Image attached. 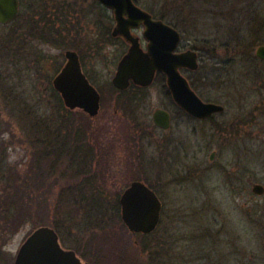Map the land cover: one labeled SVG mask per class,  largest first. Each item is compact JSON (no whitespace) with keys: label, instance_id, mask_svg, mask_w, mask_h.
Masks as SVG:
<instances>
[{"label":"rangeland","instance_id":"1","mask_svg":"<svg viewBox=\"0 0 264 264\" xmlns=\"http://www.w3.org/2000/svg\"><path fill=\"white\" fill-rule=\"evenodd\" d=\"M135 1L181 32V48L199 51V70L183 73L204 99L226 104V112L211 122L192 121L178 114L166 88L156 82L142 98L138 121L128 125L114 111L119 93L113 92L112 79L126 47L108 39L113 11L98 0H21L20 16L0 23L6 43L0 50V173L4 164L24 161L28 149L35 150L28 137L37 133V118L71 113L90 127L100 152L92 166L95 187L85 188L83 175L77 179L71 157L35 192L42 209L37 222L46 212L64 247L91 264H264V194L252 191L254 183L264 184V129L239 121L247 111L240 105L241 83H264V62L256 57L264 44V0ZM68 49L79 51L86 75L103 93L95 118L69 109L54 92L50 78ZM249 100L251 105L254 95ZM158 108L176 115L165 137L175 141V154L161 151L162 133L152 119ZM136 178L163 202L155 233H132L113 212L119 192ZM100 199L106 206L101 212L89 205ZM8 226L0 219V264L14 263L35 228L33 221Z\"/></svg>","mask_w":264,"mask_h":264},{"label":"water","instance_id":"2","mask_svg":"<svg viewBox=\"0 0 264 264\" xmlns=\"http://www.w3.org/2000/svg\"><path fill=\"white\" fill-rule=\"evenodd\" d=\"M114 10L116 20L114 34L124 36L131 47L120 60L113 84L126 89L130 82L149 86L161 71L167 76V84L177 104L197 118H206L224 108L220 104L204 102L191 88L181 68L195 70L199 67L198 54L194 50L176 53L181 41L180 32L162 19L154 18L134 0H99ZM20 13V0H0V23L15 20ZM144 25L148 40L144 50L132 29ZM257 56L264 59V45L257 48ZM67 62L53 79L55 89L61 94L69 109H82L91 117L98 115L101 95L83 71L79 54L75 50L65 53ZM154 122L169 128L168 114L157 109ZM252 191L264 194V185L256 183ZM121 217L132 233L149 234L156 230L161 220L162 201L151 187L140 180L131 182L120 197ZM14 264H91L76 251L62 246L58 232L49 225L37 227L20 246Z\"/></svg>","mask_w":264,"mask_h":264},{"label":"trees","instance_id":"3","mask_svg":"<svg viewBox=\"0 0 264 264\" xmlns=\"http://www.w3.org/2000/svg\"><path fill=\"white\" fill-rule=\"evenodd\" d=\"M43 18L45 17L43 16ZM159 18L165 19L164 16ZM254 18L257 20L256 17ZM247 27L251 26L248 25ZM47 34H50L49 31L46 36ZM46 36L44 33L42 34L44 39ZM45 40L48 41L49 39L46 38ZM49 42L60 44V39H50ZM5 45L4 37H0V50ZM5 56L10 57L12 55ZM54 92L60 97L56 91ZM59 100L62 102V99L59 98ZM56 116L43 115L37 118L33 128L37 133L35 136L28 137L29 146L32 148V145L35 144V150L28 149L29 154L26 155L24 161H9V163L3 165L4 167L0 173V219L4 220L7 226L25 225L27 222L33 221L35 227L42 224L56 227L46 212V216L40 217L44 218L43 221L41 223L37 222L36 215H41L42 209L39 208L41 203L35 192L42 190L43 186L49 185V172L57 170L60 162L63 163V159L72 157L71 161L75 166L77 179L79 180L83 175L85 188L95 187V174L90 172L94 171L92 166L100 152L97 145L93 143L94 134L88 125L79 122L71 113L61 116L57 113ZM86 122L89 123V120ZM89 205H93L99 212L104 211L102 209L106 207L101 199L91 202ZM112 209L115 216L121 220L118 198H116ZM8 228L10 227L8 226ZM1 251L0 256L1 254L4 255Z\"/></svg>","mask_w":264,"mask_h":264},{"label":"flooded vegetation","instance_id":"4","mask_svg":"<svg viewBox=\"0 0 264 264\" xmlns=\"http://www.w3.org/2000/svg\"><path fill=\"white\" fill-rule=\"evenodd\" d=\"M21 2V0H20ZM99 2V0H98ZM100 3V2H99ZM102 6H104L102 3H100ZM106 7V6H104ZM108 8V7H106ZM110 9V8H108ZM113 11V21H114V24L112 26V29L110 30V33H109V37L108 39L109 40H121V42L124 44V46L126 47V51L124 52V54L122 55V57L120 58V60L123 58V56L129 51L130 47H131V42H129L124 36L122 35H115L114 34V28H115V16H114V10ZM174 27V26H173ZM176 28V27H175ZM177 29V28H176ZM144 30H145V27L144 25H141L139 28H135V29H132V33L135 37L139 38V42H140V45L141 47L144 49V50H147V44H148V40L147 38L144 36ZM178 30V29H177ZM179 31V30H178ZM139 32L142 33V35H139ZM180 32V31H179ZM181 34V32H180ZM183 36L181 34V41H180V44L178 46V48L175 50L176 53H180V52H183V51H187V50H194L197 52L198 54V62H199V67L195 70H192L190 68H181V73L188 79V82L191 86V88L196 92V94L204 101V102H211V103H216V104H220L223 106V110L221 112H215L213 113L212 115L206 117V118H197L191 114H189L185 109H183L179 104H177L172 96V93L169 89V86L167 84V76L165 73L159 71L156 73V76L154 78V81L149 85V86H142V85H139V84H136L135 82L131 81L130 82V86L127 88V89H118L116 88L114 85V89H113V92L116 93L118 92L119 93V96L114 99V111L117 112V114L119 113L120 116L123 115L122 119H124L127 124H131V125H134L135 122L138 121V107L139 106H142V98H144L147 93H148V88H150L152 85H154V83H161V86H163V88H166V95L169 97L170 96V101L171 103L173 104L174 108L178 111V114H181V115H184L185 117H187L188 119L192 120V121H195V122H203V123H206V122H211L213 121L214 117L217 116V115H222L226 112V104L224 105L221 101L219 100H206L202 97V95L197 91L195 85H194V81L191 80L192 77H188L186 76L184 73H183V70H189V71H198L199 68H200V53L197 49H195L193 46H189L188 48H181V44H182V41H183ZM260 45H264V44H260ZM259 45V46H260ZM257 51V49H256ZM79 53V51H78ZM79 56H80V60H81V64H82V67L84 69V66H83V59H82V56L81 54L79 53ZM256 57L260 60V61H263L264 62V59L263 58H260L257 56V53H256ZM119 60V62H120ZM118 62V64H119ZM118 66V65H117ZM118 68V67H117ZM88 76V75H87ZM257 77V75H255ZM260 77V76H258ZM257 77V78H258ZM264 77V76H263ZM258 81V80H257ZM259 82H255V80H253L252 82H247V81H243L241 83V87H240V105H241V108L242 109H246L247 111L244 113V115L239 118V121H241L242 124H245V123H248V122H253L256 126V128H259V129H264V83H260L258 86ZM100 94H101V103H102V99H103V93L100 91ZM254 95V101L251 103L250 105V100H249V97L251 99V96ZM120 106H119V105ZM163 109V108H161ZM100 110H101V107H100ZM100 110H99V113H100ZM120 110H123V111H120ZM167 112L168 114V118H169V128L165 129L163 128L162 126H159L157 125L155 122H154V119H153V115H152V119H153V124H154V127L156 129L159 130V132H161L162 134L160 135V143L163 141V143L165 144L164 146L161 147V151H168L170 149V151L175 154L177 152L176 148L172 145L175 144V141L170 137V138H167V141L165 140V137H167L168 133H171L173 128H174V125H175V118H176V115L174 113H172L171 111L167 110V109H163ZM99 115V114H98ZM97 115V116H98ZM96 116V117H97ZM95 118V117H94ZM134 121V122H133ZM238 121V122H239ZM221 128H225L227 126V123L226 122H220V125H219ZM141 127V126H140ZM138 128V127H136ZM129 138H125V142H126V145H129L130 144V147L132 148L133 146V143H129L128 141ZM242 141H239L240 143L242 144H245L244 143V140L241 139ZM144 146V144L142 145V147ZM145 152V148L143 147L142 149V154L143 155ZM216 156V153L213 151L210 155V160H214ZM161 161H164L163 160V157L161 159ZM97 162V160L95 161V163ZM165 163V161H164ZM167 164V163H166ZM162 167V166H161ZM165 168H163L164 170ZM99 172V170H98ZM91 174H94L95 172L94 171H91L90 172ZM242 174H243V169H239L237 171V177L238 178H241L242 177Z\"/></svg>","mask_w":264,"mask_h":264}]
</instances>
